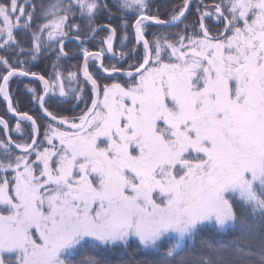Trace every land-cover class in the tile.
Listing matches in <instances>:
<instances>
[{
    "label": "snow or ice",
    "instance_id": "obj_1",
    "mask_svg": "<svg viewBox=\"0 0 264 264\" xmlns=\"http://www.w3.org/2000/svg\"><path fill=\"white\" fill-rule=\"evenodd\" d=\"M166 12L0 0V264H264V0Z\"/></svg>",
    "mask_w": 264,
    "mask_h": 264
},
{
    "label": "trees",
    "instance_id": "obj_2",
    "mask_svg": "<svg viewBox=\"0 0 264 264\" xmlns=\"http://www.w3.org/2000/svg\"><path fill=\"white\" fill-rule=\"evenodd\" d=\"M154 2H155V4H158L160 6L162 18H166V16H167L166 10L170 9L174 5L180 4L182 2V0H154ZM207 2L208 3H213L214 0H207ZM188 19H189L190 22L193 21L195 19V14L194 13L190 14ZM152 30L155 31L156 29L153 28ZM169 31H175V29H169ZM71 47H72V45H69V48H71ZM78 62L82 63V60L81 61H77L76 59H73V60L69 61L68 63L69 64H77ZM43 68H44V64H43V62H41L40 69H43ZM34 70H39V69H34ZM13 87L16 88L17 85L15 83H13ZM18 87L20 89H23V84H20ZM18 97L20 99V107H21V109L22 110H28L30 105L28 104L27 97H25L23 95H20L19 93H18ZM5 108H6L5 103L2 100H0V116H2L4 114ZM80 108H83V105H81ZM80 108H77L75 113H73L70 110H65L64 114L68 115V116H72L74 114H78L79 111H80ZM14 122L15 121H13V123ZM85 251L89 252L91 250L90 249H86Z\"/></svg>",
    "mask_w": 264,
    "mask_h": 264
},
{
    "label": "rangeland",
    "instance_id": "obj_3",
    "mask_svg": "<svg viewBox=\"0 0 264 264\" xmlns=\"http://www.w3.org/2000/svg\"><path fill=\"white\" fill-rule=\"evenodd\" d=\"M97 47H98V45H95V44H94V45L92 46V50L95 51Z\"/></svg>",
    "mask_w": 264,
    "mask_h": 264
}]
</instances>
